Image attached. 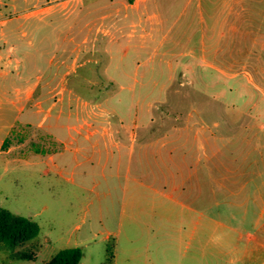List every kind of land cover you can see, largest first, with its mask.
<instances>
[{
    "label": "rangeland",
    "instance_id": "obj_1",
    "mask_svg": "<svg viewBox=\"0 0 264 264\" xmlns=\"http://www.w3.org/2000/svg\"><path fill=\"white\" fill-rule=\"evenodd\" d=\"M134 5L0 0V207L37 222L41 235L76 213H85L83 229L114 226L126 166L120 179L107 167L115 192L99 198L102 162L76 165L69 151L72 140L91 144L99 130L106 140L135 142L126 152L156 162L147 166L159 175L169 159L185 157L200 175L199 209L239 233L242 129L264 124V0H151L148 22ZM153 29L162 47L148 45ZM25 90H34L30 99ZM205 128L216 137L208 152ZM213 235L222 239L219 229ZM32 245L29 264H42L48 249L38 238L23 249ZM0 264H16L4 246Z\"/></svg>",
    "mask_w": 264,
    "mask_h": 264
},
{
    "label": "crops",
    "instance_id": "obj_2",
    "mask_svg": "<svg viewBox=\"0 0 264 264\" xmlns=\"http://www.w3.org/2000/svg\"><path fill=\"white\" fill-rule=\"evenodd\" d=\"M150 1L134 0L140 20H154L156 15H149L146 11ZM142 9L144 12L141 13ZM154 29L151 35L146 34V41L150 46L162 47L164 40L159 39ZM25 91L24 99H30L34 90ZM98 133L99 130H96L95 140L91 144L80 136L75 137L70 142L69 151L76 165L83 163H80L81 158L86 163L102 162L101 177L105 184L99 198L113 197L115 192L107 184V167L115 166L116 177L120 179V170L126 166L116 224L105 226L101 232H94L91 224L85 231V213H76L78 219L73 215L62 228L39 235V247L49 251L42 264L48 263L59 250L77 247L83 250L79 264H104L108 243L112 239V264H264V124L255 131L248 123L242 129L240 190L239 195L235 194L240 198L239 233L233 226L199 209L202 198L200 175L189 168L185 157L175 164L169 159L171 166L166 167L168 173L159 175L157 168H154L156 162L148 164L147 158L136 159L133 152H126L133 149L135 142L129 146L122 145L120 141L106 140L104 135L98 136ZM203 138V149L208 152L216 137L205 128ZM124 154H129L127 160ZM48 160L54 161L53 156ZM151 164L154 166H147ZM132 166L135 170L141 166L144 172L139 175L135 172L131 176ZM208 179L213 184L218 176L210 171ZM194 181L196 184L192 183ZM101 213L100 217L103 218ZM231 217L236 216L231 213ZM203 223L207 226L205 229ZM217 229L221 231L219 238L222 239L214 237L213 232ZM87 231L92 232L93 236L86 237ZM226 233H231V238H226ZM232 234L239 235L232 238ZM96 236H101L100 241L96 240ZM91 244L96 250L91 248ZM211 245L217 248L216 251L211 249ZM36 259L37 256L33 261ZM33 261L15 263L29 264Z\"/></svg>",
    "mask_w": 264,
    "mask_h": 264
},
{
    "label": "trees",
    "instance_id": "obj_3",
    "mask_svg": "<svg viewBox=\"0 0 264 264\" xmlns=\"http://www.w3.org/2000/svg\"><path fill=\"white\" fill-rule=\"evenodd\" d=\"M40 226L32 219L17 215L0 207V246L6 247L10 252L11 261H33L36 258L32 248L23 247L38 238ZM22 248V250H20ZM114 241L110 240L104 264H112L114 258ZM83 257L81 248H67L59 250L46 264H79Z\"/></svg>",
    "mask_w": 264,
    "mask_h": 264
}]
</instances>
